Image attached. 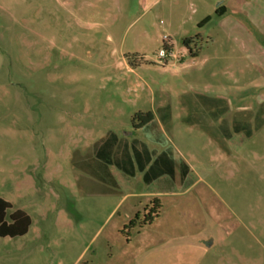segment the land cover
<instances>
[{
	"label": "rangeland",
	"instance_id": "374dc122",
	"mask_svg": "<svg viewBox=\"0 0 264 264\" xmlns=\"http://www.w3.org/2000/svg\"><path fill=\"white\" fill-rule=\"evenodd\" d=\"M246 31L264 34V0H0V199L12 205L7 215L31 220L26 235L0 238V264H123L125 250L128 264H152L171 244L181 245L174 264H264V120L255 119L264 67L250 68L220 37ZM185 42L201 57L179 72ZM164 44L173 57L160 63ZM224 59L238 92L229 120L210 123L231 130L241 113L254 116L251 130L231 133L221 150L173 117L170 137L190 169L175 199L160 198L174 227H137L126 242L120 231L156 187L128 182L104 145L137 114L197 91L190 83L206 77L197 71L222 80Z\"/></svg>",
	"mask_w": 264,
	"mask_h": 264
},
{
	"label": "crops",
	"instance_id": "0c3cea01",
	"mask_svg": "<svg viewBox=\"0 0 264 264\" xmlns=\"http://www.w3.org/2000/svg\"><path fill=\"white\" fill-rule=\"evenodd\" d=\"M222 10H217L219 15L224 14V9ZM220 37L225 38L224 40L227 42L234 43V46L237 47L244 55L246 61H248L250 68L254 69L258 67L261 69L264 67V62H260L259 59V57L262 56L261 46L257 43L264 41V34H253L246 31L244 34H223ZM208 41L211 43L213 40L209 38ZM199 52L200 51L193 52L191 48L185 47L181 51V56L178 59L181 63L179 65V72H186L190 65H195L201 57V52ZM187 55L189 56V61L185 60ZM200 61L206 65L207 63L209 64L211 60L208 61L207 58H203ZM221 61V71L219 74L222 80H208L214 78L215 74L210 67L209 69L207 68L204 73L202 70L197 71L196 73L200 72L201 76H206L199 82L195 81L190 83L191 87L197 88V91L186 94L179 93L176 97V106L173 109H170V105L156 107L151 111L153 114L151 122L138 129H133L131 127V131L124 132L120 136L118 134H111L110 140L104 145H107V153L115 160V164L120 166L123 174L128 175V182L132 183L133 180L131 179L139 176L142 179L140 180L141 183L146 189L149 190L152 187H156L154 191L146 194L148 202L145 207H147L152 200H157L161 205V210L158 217L154 219L151 224L142 228L153 225L166 227L167 229L169 225H171L170 227H174L171 220L167 222L166 219L163 218L164 210L160 198L167 197L169 199H175L178 193L175 192L173 188L178 185L182 186V184L187 181V175L190 170L187 166L189 164H187L185 160L186 157L183 151L173 144L170 137V122L173 120V117L179 121L181 126H197L200 132L208 139L215 141L221 150L223 149V140L228 139L231 133L240 134L251 130L250 121L254 116L241 113H236L231 116V121L233 122L231 130L227 125L219 123L216 127H212V123H210L213 119L217 121L229 120L230 115H226L224 111L229 104V96L232 93L238 92L236 89L230 91V85L226 79L228 77V61L227 59H224V63L223 60ZM223 78H225L226 81ZM147 89H149L150 93L153 95L151 88L147 86ZM158 89H160L158 93L162 96L167 94L163 91L165 90L164 87H158ZM234 99L240 100L242 98H239L237 95ZM255 117V119L259 121L264 120V113H259ZM254 127H256V125H254ZM181 132L184 134L185 131L178 132L179 136H182ZM126 175L124 176L127 177ZM137 213H135V215ZM132 219L133 218L128 217V222ZM163 224L165 225L162 226ZM129 241L130 238L126 242ZM160 244H143L141 252L160 250L162 248ZM179 246L181 245L173 246V244H171L167 247V254H165L168 255L167 260L165 255L160 257L158 253L154 252L155 256L151 259V263L174 264L176 251L180 248ZM35 248L38 249V247ZM187 252V247H185L184 254ZM120 256L118 259H121L123 264H128V250H125ZM112 258L113 256L111 259ZM73 264H78V261H75ZM147 264L150 263L147 262Z\"/></svg>",
	"mask_w": 264,
	"mask_h": 264
},
{
	"label": "trees",
	"instance_id": "16d2710c",
	"mask_svg": "<svg viewBox=\"0 0 264 264\" xmlns=\"http://www.w3.org/2000/svg\"><path fill=\"white\" fill-rule=\"evenodd\" d=\"M185 47H188L187 42H185ZM164 50L170 52L171 46L164 44ZM136 119L139 123L134 124L133 129H138L151 122L153 116L151 113L137 114L134 120ZM10 210H12V205L0 199V238L22 237L28 233L30 228L31 220L25 212L15 210L7 215V212ZM160 210L161 205L159 201L152 200L148 206L143 209L142 214L137 213L120 231V234L124 237L125 241L129 240L131 231L136 227L142 228L151 224V222L158 217Z\"/></svg>",
	"mask_w": 264,
	"mask_h": 264
},
{
	"label": "built area",
	"instance_id": "2783aa9c",
	"mask_svg": "<svg viewBox=\"0 0 264 264\" xmlns=\"http://www.w3.org/2000/svg\"><path fill=\"white\" fill-rule=\"evenodd\" d=\"M158 57H159V62L161 63V62H164L167 58H172L173 55H172L171 51L166 52L165 50H160L158 52Z\"/></svg>",
	"mask_w": 264,
	"mask_h": 264
}]
</instances>
